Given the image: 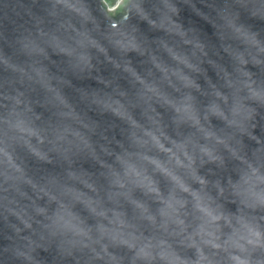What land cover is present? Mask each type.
<instances>
[{
  "label": "water",
  "instance_id": "obj_1",
  "mask_svg": "<svg viewBox=\"0 0 264 264\" xmlns=\"http://www.w3.org/2000/svg\"><path fill=\"white\" fill-rule=\"evenodd\" d=\"M262 66L264 0H0V264H264Z\"/></svg>",
  "mask_w": 264,
  "mask_h": 264
},
{
  "label": "rangeland",
  "instance_id": "obj_2",
  "mask_svg": "<svg viewBox=\"0 0 264 264\" xmlns=\"http://www.w3.org/2000/svg\"><path fill=\"white\" fill-rule=\"evenodd\" d=\"M109 9H114L116 3L120 2L121 0H103Z\"/></svg>",
  "mask_w": 264,
  "mask_h": 264
},
{
  "label": "clouds",
  "instance_id": "obj_3",
  "mask_svg": "<svg viewBox=\"0 0 264 264\" xmlns=\"http://www.w3.org/2000/svg\"><path fill=\"white\" fill-rule=\"evenodd\" d=\"M260 70H261V71H264V66H262ZM251 206H252V205H250V207H251Z\"/></svg>",
  "mask_w": 264,
  "mask_h": 264
}]
</instances>
